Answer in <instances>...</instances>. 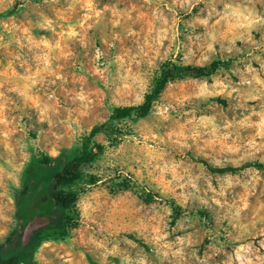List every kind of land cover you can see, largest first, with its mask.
I'll return each mask as SVG.
<instances>
[{"label": "clouds", "instance_id": "9594fccd", "mask_svg": "<svg viewBox=\"0 0 264 264\" xmlns=\"http://www.w3.org/2000/svg\"><path fill=\"white\" fill-rule=\"evenodd\" d=\"M27 2V0H26ZM49 2V0H44ZM56 3L57 0H50ZM15 0H0V13L10 8ZM85 9L81 19L74 23L67 22V16L60 13L58 18L67 24V30L56 31L54 21L41 15L40 19L33 24L29 22L28 27L17 26L14 23L9 26L0 21V48L4 49L10 57L8 66L13 61H19L20 66L25 69L24 75L13 74L5 84H9L7 91L17 92L31 101V107L39 112V120L47 121L49 129L60 125L64 131L53 132L54 142L48 155L56 158L61 154V144L67 140L66 151H82L83 141L92 136L93 128H103L109 124L108 118L103 115L105 108L115 109L119 107L139 108L145 102V98L151 94L154 81L162 75L159 65L169 59L167 55L161 56L159 48L165 38L175 43V48L170 46L167 51H182L184 56L180 66L192 68H205L208 62L216 55L217 49L214 45L219 44L220 50L229 54L239 53L240 48L236 42L241 41L249 45L246 55L235 61L240 67H233L225 72L223 78L217 73L210 77L187 76L182 80L166 82L167 97L163 102L155 101L150 108V115L153 118L144 125L141 131L136 125H130L138 135H122L121 143L118 146L111 145V139L106 133L97 135L102 137L104 153L98 159V167H92L91 162L81 166V178L65 185V192L75 193L77 196L74 209L78 212L80 223L84 232L88 234L81 239L82 232H77L68 241L67 247L71 248L77 242L91 244L96 248L104 249L105 257L118 255L121 243L135 249L137 245L126 237L117 240L116 237L122 232L134 233L146 243L154 245L153 256L147 254L136 256L124 255L122 264H209V259L217 252L224 250V244L218 240V231H205L215 243L208 247L211 250L204 257L197 256L196 245L199 243V235L193 230L188 235L176 237L174 242L166 241L169 236V220L172 209L165 202L167 199H174L181 207H186L189 202H195L199 207L211 208L213 205L222 209L217 222L226 220L233 228L239 231V235L233 239L239 240L248 234L250 229H256L257 224L261 225L259 234L264 236V188L256 195L257 183L264 184L260 173L256 169H247L243 173L250 179L243 180L240 175L226 173L223 176L209 175L202 165L186 163L185 153L194 150L197 155H202L209 160V163L216 168H224L231 165L239 167L246 160L255 158L256 153H262L259 162L264 164V102L259 103V110L246 107V101H264V38L258 43L251 32L257 24H264V17L257 15L253 7L247 3L236 2V0H172L169 4L166 0H144L146 5H153L149 27V37L140 41V32L133 29L130 12L135 6L129 9H117L115 5L105 6L97 10L93 0H73L66 10L68 15L76 7V4ZM204 4L208 9V15L186 25L188 33V44L180 39L181 33L176 31V25L180 18L174 15L171 23L165 16L163 9L172 12L175 7L191 11L196 4ZM222 4L221 12L216 11V5ZM38 7V5H37ZM110 12L111 19L102 24L103 13ZM218 16L215 24L209 25V19ZM12 20V17L8 18ZM88 21H91L89 23ZM221 21L227 25V30L221 28ZM136 21H133L135 23ZM204 26L200 35L191 34L196 26ZM97 26L101 27L100 41L108 48L115 46L117 42L122 43V36L116 29L119 27L123 32V38H135L133 43L136 50L122 49L121 54L115 55L112 59H105L106 53L96 47L94 40L89 36V30ZM32 28L47 29L53 32L57 39L49 41L41 36L37 38L32 34ZM77 29H80L77 31ZM110 33V37L108 36ZM168 33V36H165ZM75 39L79 48L84 50V56L88 58L91 67H86L78 59V52L69 47L68 41ZM225 41L227 43L225 44ZM12 45L15 51H9ZM27 48L32 52V61L35 62V71H29V59L23 51ZM94 49L89 57V49ZM259 50V54H257ZM229 57H222L227 59ZM176 63L175 56L171 57ZM63 61L64 63H61ZM71 61L75 69L73 83H86L90 76L99 79V87L93 91L68 90L64 89L65 96L72 101L69 107L60 102L56 96L55 89L51 86L60 82L63 88L67 83V77L61 69ZM127 61V63H126ZM257 62L259 68H253L252 63ZM237 76L238 82L233 83L231 77ZM211 81V82H209ZM39 84L45 89L43 96L39 97L33 89ZM237 103L233 106L236 109L246 110L248 115L243 119L228 121L226 118L219 120L217 115L203 114L208 109L215 107L208 103L210 98L220 95L233 97ZM131 97V99H126ZM95 101V103H94ZM10 100L4 91H0V112L6 110ZM203 105V107H201ZM15 107V106H13ZM63 108V118L59 110ZM99 109V111L97 110ZM187 109V110H186ZM171 113L174 115H170ZM197 113H201L197 115ZM257 120L253 121L252 117ZM180 117H185L183 123ZM129 118H135V113H130ZM165 121H172L175 127L165 133L159 134L160 125ZM115 127H120L114 122ZM22 128V125L18 126ZM244 129H255L254 135L241 141L240 134ZM116 138V134H112ZM259 138V142H257ZM95 140V137H92ZM154 142L153 147H147L145 141ZM133 141V143H129ZM35 144V141H32ZM15 144L22 151L26 145L22 140H16ZM168 147L165 148L164 145ZM8 152L14 157L13 147L5 144ZM205 149H210L206 152ZM95 152V149H92ZM28 156L23 153V161L14 163L13 159L0 162V197L11 209L14 202V193L21 188L19 176L27 161ZM119 168L120 174L127 177L133 173L132 181L144 192L156 190L160 197L152 204L144 205L138 201L131 191L113 198L100 185L103 180L113 176L114 170ZM95 175L102 177L100 183L89 184L87 177ZM170 179H165V176ZM215 181L216 187H213ZM243 187L244 194L239 200L233 199L229 202L225 193L231 191L235 186ZM179 188L181 191L176 192ZM211 194V195H209ZM256 197L254 203H249L247 197ZM185 211L183 217L177 221V231L181 228H193L195 220ZM10 217L0 211V221L7 222ZM5 234L0 229V236ZM229 234H226L225 239ZM109 237L114 241L111 248L107 247ZM219 245V247H217ZM49 245L42 243L36 252L40 264H50V261L42 255L44 248ZM64 246V245H61ZM264 239L259 242V247L251 244H242L236 248L235 259L240 264H264ZM170 258L171 261H170ZM71 261V255L65 256ZM76 264H80L77 261ZM231 264V259L226 262Z\"/></svg>", "mask_w": 264, "mask_h": 264}, {"label": "rangeland", "instance_id": "374dc122", "mask_svg": "<svg viewBox=\"0 0 264 264\" xmlns=\"http://www.w3.org/2000/svg\"><path fill=\"white\" fill-rule=\"evenodd\" d=\"M71 2H73V0H57L56 3H52L50 0L47 3L44 2V0H27V2L26 0H15V3L10 8L6 9L3 13H0V21H2L3 24H7L9 26L14 23L17 26L28 27L29 22L35 24V22L40 19L41 15H43L54 21L53 26L56 27L57 32L61 31L62 29L66 31L67 24L58 18L59 14L64 13L67 16V22L74 23L75 21L82 18L85 11V9L80 6V3H77L76 7L71 12V15H68L66 10L68 9L69 3ZM81 2H84V0H81ZM93 2L95 3L97 10L104 8L106 5L109 7L115 5L117 9L124 10L135 6V10L130 12L132 19L128 20L126 23L131 24L134 30L140 32V41L148 39L151 12L154 7L153 5H146L144 0H93ZM166 2L171 4L172 0H166ZM236 2L247 3L248 0H236ZM249 6L254 8V11L257 13V15L264 17V0H252V3L249 4ZM161 8L164 11L165 16L168 18L169 23L172 22L174 15L180 18L181 22L176 25V31L181 33L179 39L184 44H188L186 25L192 23L196 18H205L209 11L202 3L196 4L194 7H192L190 12L180 7H175L172 12H169L167 9H163V5H161ZM222 8V4L216 5L217 12H221ZM9 17H12L13 19L9 20ZM110 19L111 13L104 12L102 24L107 23ZM218 19V16H213L211 19H209V25L215 24L216 20ZM133 21L136 22L133 23ZM88 22L91 23V21ZM220 26L222 30H227V25L223 21H221ZM79 30L80 29H77V31ZM116 31L121 33L122 43L117 42L114 47L108 48L100 41V26L89 30V36L93 38L95 46L101 48V50L106 53L105 59L107 60L112 59L117 54H121L122 49H131L132 51L136 50V45L133 43V39L135 38L124 39L123 32L119 27L116 29ZM203 31L204 26L198 25L191 34L200 35L203 33ZM32 34L37 38L43 36L49 41L57 39L56 35L47 29L32 28ZM110 35L111 34L108 33L109 37ZM165 36L167 37L168 33H165ZM251 36L256 42L259 43L262 38H264V24H257L256 28L251 32ZM170 43L171 46L175 48L174 42H170L168 38L163 40L162 45L159 48L160 55H167L169 58L174 55L175 59L182 62V57L184 56L186 49L174 52L167 51ZM226 43L227 41H225V44ZM68 45L74 51L78 52V59L80 62L84 63L86 67L90 68L91 65L88 62V58L84 56V50L79 48L78 42L75 39H72L68 41ZM214 47L217 49V52L216 55L208 62V65L216 61L221 62V65L214 73L219 74L221 78H223L224 73L228 72L233 67H240L243 69L244 66L242 64L236 65L235 61L238 58L246 55V52L249 48L248 44L237 41L236 47L240 48L241 51L239 53L232 54L230 57L228 53L222 52L220 50L219 44L214 45ZM9 51H15L12 45L9 46ZM23 51L28 55L29 71H35L36 65L31 59L33 53L29 52L27 48H24ZM93 52L94 49L90 48L88 51L89 57L93 54ZM257 54H259V50H257ZM222 57L229 58L223 59ZM9 59L10 57L7 56L5 50L0 48V91H4L11 102L6 110L0 112V162L13 159L14 163H19L23 161V153L27 154L28 159L24 163V167L19 176L21 188L15 191L14 202L11 205L10 210L3 198L0 197V211L10 217V220L7 222L0 221V229L5 230V234L0 236V253L5 254L14 248L21 249L32 242L36 236L35 242L31 247V254L29 257L15 264H40L36 257V252L38 249H40L42 243H47L49 245L47 248L43 249L41 254L50 261V264H76L77 261H80V264H122V258L125 254L129 256L147 254L151 258L153 256V248L155 246L150 243H146L142 238H138L136 234L129 232L120 233L116 239L121 240L122 237H126L127 239L132 240L137 245V247L132 249L130 246L123 244L121 240L119 245L120 252L118 255H108L105 257L104 249H99L94 245L83 244L79 242H77L71 248L67 247L68 241L74 234H77V232L83 233L81 235V239H83L88 234L87 232L83 231L79 214L75 211L74 207L60 208L56 205L48 203L47 205L53 212L52 216L58 217L54 223L46 221L44 216L36 215L31 218L26 217L25 204L27 197L31 194V192H34L36 188H38L37 186L39 184L52 180L57 172H59L68 161L78 155L80 151H66L65 147L67 146L68 142L65 140L61 144L60 156L54 158V160L50 163H41L39 161L43 155H48V152L51 149V146L54 142L52 133L61 132L64 131V129L60 125L49 129L47 121L41 122L39 120L40 114L35 108L31 107V101L26 102L25 98L19 95L17 92L7 91L9 84H5V80L10 81V78L13 74L21 76L25 74V69L20 66L19 61H13L12 66L9 67ZM60 62L64 63L63 61ZM71 65L72 62L69 61L65 67L61 69L62 73L67 77V83L64 84L63 88L59 86V81H57L56 85L51 86L55 89L56 96L60 102L69 107L72 106V101L65 96L64 89H75L78 91L83 87V89L86 91H93L95 88L99 87L97 84V80L99 78L96 76H90V78L83 85H81L79 82L73 83V73L75 72V69ZM160 66L161 64L159 67ZM252 67L258 69L259 64L254 61L252 63ZM214 73L206 76L196 77H210ZM187 76L194 75H185L173 81L182 80ZM231 79L235 84L238 82L239 78L233 75ZM165 89L166 87L155 101L163 102L164 98L167 97V92ZM33 91L37 96L42 97L45 89H42L41 86L37 84ZM235 95L236 94L234 93L233 97H227L222 94L220 96L210 98L208 103L213 104L215 107L208 109L203 114L217 115L218 121L224 118H226L228 121L243 119V116L248 115V112L246 110L236 109L233 107L237 103ZM217 98L225 100L226 103H220L217 101ZM126 99H131V97H126ZM261 102L264 101L248 100L245 103L247 108L259 110L258 105ZM201 107H203V105ZM97 110L99 111V109ZM113 112L114 109L105 108L103 110L102 114L108 118L109 124L98 132L106 133L108 138L111 139L112 146H118L121 143L119 138L122 135H138V133H136L133 128L130 127V125H136V127L143 131L144 125L153 119L149 112L143 117L135 115V118L133 119L128 117L122 120H115L112 118ZM200 114L201 113H197V115ZM59 115L61 118H63V108L59 110ZM170 115H174L171 113V110ZM184 119L185 117H180V122L183 123ZM252 119L253 121L257 120V118L254 116ZM114 122L119 123L120 127H115ZM20 125H22V128L18 127ZM173 127H175V125L172 121H165L160 125L159 134L164 136L165 133L171 130ZM254 132L255 129L242 130L240 134L241 141L243 142L246 138L252 137ZM98 133H96L94 136L96 138L95 141L102 144V137L98 136ZM113 133L116 134V138H112ZM16 140H22V142L26 145L22 151L15 144ZM32 141H35L36 143L33 144ZM257 142H259V138H257ZM129 143H133V141H129ZM5 144L13 147L14 157L8 152ZM145 145L150 148L154 146V142L147 140L145 141ZM164 147L167 148L168 145L165 144ZM205 151L210 152L211 150L205 149ZM103 153L100 154L97 159L91 162L92 167L99 166L98 159L99 157H102ZM261 155L262 153H256L255 158L246 160L239 166L242 169L237 171L218 172L215 169L216 167H213L206 157L197 155L194 150H188L185 153V162L202 165L209 175L223 176L226 173H231L232 175H240L243 180L250 179L249 176L243 175L245 170L256 169L260 173L261 180L264 181V169H261L257 166L258 164H262L259 162V157ZM132 176L133 173L131 172L127 177L122 176L120 174L119 168H117L114 170L113 176L107 180H103L100 186L104 188L113 198L123 195L125 192L131 191L132 195L144 205H150L160 197V192L154 189L144 192L142 188H139L134 184L132 181ZM170 178V176H165V179ZM101 179L102 177L92 175L87 177V182L89 184L96 185L100 183ZM212 183L213 187H216L215 181H212ZM64 186L58 187L57 191L65 192L63 190ZM262 188H264V184L258 182L256 195H259ZM180 191L181 189H176L177 193ZM244 191L245 190L243 187L237 185L231 191L225 193V198L228 199L229 202H231L233 199L239 200V198L244 194ZM247 199L251 204L255 202L256 197L250 195L247 197ZM165 202L172 209L171 218L168 225L170 234L165 238L166 241L174 242L176 237H183L188 235L193 230H196L200 237L199 243L196 245V253L197 256L204 257L211 251L208 246L215 243V241L210 239L208 235H204L205 231H218L220 233L218 240L224 244V250L217 252L215 256L210 257L209 264H226V262L230 259L231 264H240V261L235 259L236 248H239L242 244H251L252 246L258 248L259 242L264 239V236L259 234V229L261 227L259 224H257L256 229H250L248 234L241 237L239 240L233 239L239 235V231L233 228L226 220L220 221L219 223L217 222V218L223 211L217 205H213L211 208H208L199 207L195 204V202H189L186 207H181L174 199H167ZM185 211L188 212L189 216L198 218L195 220L193 228H181L177 231H173V229L177 228V221L183 217ZM201 212H204L206 217L201 215ZM226 234H229L227 239H225ZM108 239L109 243L107 244V247L111 248L114 241L111 237ZM217 247H219V245H217ZM260 251L264 253V249H261ZM68 254H70L72 258L70 262L65 259V256ZM171 259L172 258H170V261ZM165 264H169V262H165Z\"/></svg>", "mask_w": 264, "mask_h": 264}, {"label": "trees", "instance_id": "16d2710c", "mask_svg": "<svg viewBox=\"0 0 264 264\" xmlns=\"http://www.w3.org/2000/svg\"><path fill=\"white\" fill-rule=\"evenodd\" d=\"M176 63H173L171 58L164 61L161 64L160 69L162 70V75L158 77L153 83L154 87L151 91V94L145 98V102L139 108L133 109L129 107H119L115 108L112 118L115 120H122L129 117L130 113H135L136 116L143 117L150 112V108L153 102L159 97L161 92L166 87V82L169 80H176L185 75H194V76H206L211 73H214L219 66L221 65L220 61L212 62L207 65L205 68H192V67H182L180 66L181 62L175 59ZM217 101L220 103H226L225 100L217 98ZM102 128H93L92 136L87 137L83 141V150L80 151L78 155L73 157L68 161L62 169L57 172L55 177L50 180L39 184L34 192L27 197L25 204L26 217L31 218L33 216L39 215L44 216L45 220L54 223L57 216H52L53 212L47 205L48 203L56 205L60 208H71L74 206L77 196L75 193L57 191L58 187L68 185L73 181L79 180L81 178V166L93 162L97 157L103 153V145L99 142H96L92 139ZM95 149V152L92 149ZM54 160L49 155H43L39 160L41 163H50ZM258 167L264 169L263 164H258ZM218 172L226 171H237L242 168L240 167H224V168H215ZM53 188V190H52ZM201 215L206 217L204 212H201ZM36 237V236H35ZM35 237L28 245L21 249L14 248L11 251L2 254L0 253V264H15L21 262L29 257L31 254V247L35 242Z\"/></svg>", "mask_w": 264, "mask_h": 264}]
</instances>
